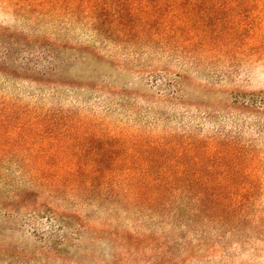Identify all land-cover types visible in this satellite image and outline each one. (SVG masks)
<instances>
[{"label":"rangeland","instance_id":"obj_1","mask_svg":"<svg viewBox=\"0 0 264 264\" xmlns=\"http://www.w3.org/2000/svg\"><path fill=\"white\" fill-rule=\"evenodd\" d=\"M40 1L0 0V55L5 47L23 45L22 38L26 36L41 35L73 45L91 39L90 30L72 17L86 11L72 6L77 0H66L69 8H48L39 5ZM134 1L131 10L134 12L199 20L198 30L211 33L212 45L201 50L195 44L192 59L188 51L173 56L151 50L139 57L130 47H114L112 51L120 58H116L118 62L92 57L74 60L63 72L64 84L54 91L52 84L42 83L39 75L16 70L12 59L3 63L1 58L0 137L13 141L18 139L19 131L31 128L34 129L31 142L44 147V151L49 150L47 155L52 158L72 156L74 148L60 149L61 143L70 141L83 147L79 154L84 159L98 156L111 160L112 152L98 149L106 147L111 151L119 143L156 145L168 141L174 133L185 139L193 136L201 139L208 149L191 151L176 159L175 162L188 167L175 170L210 174L213 178L233 177L235 184L231 187L254 193L251 210L254 213L250 219H257L264 214V108L251 104L264 102V0ZM149 3L153 7H145ZM123 53H130L127 60L123 59ZM64 55H71V51ZM125 62L128 64L120 66L119 63ZM148 73L157 75L150 78ZM175 80L180 82L185 96L173 101L160 98L165 85L160 88L157 85ZM87 84H98L103 90L94 92ZM64 115L70 119V126L65 128L70 133L61 129ZM53 119L62 131L51 133L50 123L40 124ZM85 129L92 134L84 135ZM9 155L16 161L27 153ZM195 156L199 157L197 163ZM168 158L175 160V156ZM166 161L162 157L160 163ZM6 178L7 182H0V199L12 189L10 185H23L14 172ZM7 202L0 203V264H101V260L111 259L103 253L112 245L108 231L83 235L80 242L65 241L57 245L56 252L45 244L53 242L37 238L29 228H17L19 219L2 214ZM42 202L41 197L33 202L25 196L21 202H15V208L34 209ZM82 210L92 213L94 209L84 206ZM96 219L94 214L90 220L92 229L98 227ZM133 219L114 220L111 229L128 225L135 228ZM250 219L241 225V232L227 234L222 239L223 250L217 246L206 251L208 245H205L197 253L194 264H264V233L255 234L259 228ZM74 225L78 227L80 223L76 221ZM149 227L147 223L143 226ZM263 227L264 224L261 231ZM46 229L47 224L40 225L39 234ZM117 264L129 263L122 260Z\"/></svg>","mask_w":264,"mask_h":264},{"label":"trees","instance_id":"obj_2","mask_svg":"<svg viewBox=\"0 0 264 264\" xmlns=\"http://www.w3.org/2000/svg\"><path fill=\"white\" fill-rule=\"evenodd\" d=\"M135 3L134 0H77L72 6L86 11L72 17L90 30L92 37L89 41L73 45L41 35H35V38L26 36L22 38L23 45L5 47L0 59L3 58V63L12 59L14 69L39 75L41 82L52 84L51 90L54 91L64 84L61 80L63 72L74 60L92 57L118 62V55L112 51L114 47H130L139 57L151 50L171 55L188 51L192 59L195 44L198 43L201 50L212 45L211 33L198 30L199 20L134 12L131 10ZM38 4L48 8L71 7L66 0H41ZM145 7L151 8L153 4ZM67 51H71V55L65 56ZM122 56L127 60L130 53H123ZM119 64L125 66L128 63ZM151 74L148 73L150 78L157 75ZM159 84L157 88L165 85L160 98L173 101L185 96L179 81ZM87 86L94 92L103 90L98 84ZM251 105L264 108V102ZM62 118L64 125L61 129L70 133L69 129H65L70 126V119L65 115ZM56 121L53 119L40 124L46 126L50 123L49 131L54 133L60 129ZM84 126L89 129L88 125ZM87 129L83 130L84 135H91ZM33 134L34 129L27 128L19 131L18 139L13 141L0 137V182H7L6 176L13 172L23 181V185L17 187L10 185L12 189L5 193L0 203L8 201L3 205L2 214L19 219L17 228H29L37 238L53 242L45 243L50 250L57 252V245L65 241L80 242L83 235L93 232L101 235L108 231L112 245L103 253L110 255L111 259L101 260V264H117L122 260L129 264L135 261H143L144 264H194L197 253L205 245H208L206 251H213L217 246H222L223 250L225 246L220 245L222 239L227 234L236 235L241 225L249 221L254 213L251 211L254 193L231 187L235 184L233 177L213 178L210 174L175 170L188 167V164L183 166L180 161L175 162L186 153L199 149L206 152L208 147L199 138L186 135L185 139L174 133L170 134L168 141L156 145L134 143L126 146L119 143L111 151L106 147L97 148L103 153L112 152V159L107 160L98 156L82 158L79 153L83 147L70 141L61 143L60 149L74 148L72 156L52 158L47 155L49 150L44 151V147L31 142ZM20 152L27 155L16 161L10 158V153ZM169 155L175 156V160L168 161ZM162 157L168 164L160 163ZM25 196L26 200L33 202L41 197L43 202L34 209L15 208V202H21ZM84 206L92 207L93 212L85 213L82 210ZM94 214L98 218L97 229L90 227ZM122 218H134L132 223L137 227L128 225L111 229L114 220ZM250 220L259 228L255 234L264 233V227L261 231L264 214ZM76 221L80 223L78 227L74 225ZM43 223L47 224V229L39 234ZM146 223L150 225L148 229L143 228Z\"/></svg>","mask_w":264,"mask_h":264}]
</instances>
